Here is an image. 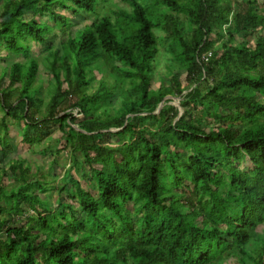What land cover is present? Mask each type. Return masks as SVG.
<instances>
[{
  "label": "trees",
  "instance_id": "obj_1",
  "mask_svg": "<svg viewBox=\"0 0 264 264\" xmlns=\"http://www.w3.org/2000/svg\"><path fill=\"white\" fill-rule=\"evenodd\" d=\"M0 1V46L23 55L0 73V151L6 116L30 144L58 123L72 162L59 185L25 158L0 170V264H264L259 0H124L103 14L108 0ZM69 11L97 18L72 30ZM55 28L66 38L48 48L44 86L31 42ZM161 43L171 78L153 86ZM55 189L68 198L43 196Z\"/></svg>",
  "mask_w": 264,
  "mask_h": 264
},
{
  "label": "rangeland",
  "instance_id": "obj_2",
  "mask_svg": "<svg viewBox=\"0 0 264 264\" xmlns=\"http://www.w3.org/2000/svg\"><path fill=\"white\" fill-rule=\"evenodd\" d=\"M1 2V1H0ZM264 0H259L258 7H261V9L264 7ZM119 6H126V3L124 0H108L105 3H101L98 5L97 11L101 14L107 13L109 11V8H116L115 5ZM69 13L72 15V21L75 24L71 29H78L83 27L85 24L91 23L94 21L97 17L94 13H87L85 11H82L79 14H72L70 11ZM31 13L27 12L25 14V18L31 17ZM37 19H43L45 21H50L48 16H39ZM51 24H53L52 21H50ZM263 30L257 29L253 32H249V35H247L248 43L253 45L256 42V39L258 36L262 34ZM214 37V36H213ZM66 38V35L61 33L59 28L54 29V34L47 38L45 43L40 44L35 41L31 42L32 45V51L33 55H36L37 58L40 61V68L37 75V80L44 83V86L48 83V72L44 66L45 56L47 55L48 48L49 47H59L60 42ZM244 36L237 35V40H242ZM219 43V42H218ZM160 52L157 56V61L155 63V70L153 73V79L151 80V84L153 86H158L161 84V80L165 83L170 82L171 74L168 73V66L171 64L170 56H167V54L164 51V46L162 43L159 45ZM16 59H23V55H16L11 52H9L4 47L0 46V73L2 72L3 68L6 65H10L13 61ZM175 72L177 76H179V79H184L185 75H183V72L181 70L175 69ZM100 75L97 74V80L99 79ZM6 81H8V78H5ZM98 86L97 81H93L92 86L90 88V92L94 91ZM43 94H45V89L43 90ZM262 99V96H259ZM116 98V95L113 96V99ZM168 103L174 104L179 107L180 111L182 112L184 110L183 107L180 105V97L178 96H167ZM165 98V99H166ZM70 112H73L76 114V109H70ZM4 111L0 107V122L2 117L4 116ZM6 122L8 124V133L7 137L9 140V145L6 147L7 152L6 154H2L0 151V170L6 169L8 166V163L12 159L17 158H25L28 160L31 171L36 172L39 174V176H45L46 179L51 180L52 183H55L56 185L61 184V178L64 175V172L68 168H72L71 164V154L68 149L63 148L64 147V138L61 137L62 133L58 129V123H51L49 124V130L46 132L47 135L41 143L38 144H30L22 141V129H23V123L17 122L11 117L6 116ZM209 121H211L210 125H214V119L208 118ZM147 123L152 122V119H148L146 121ZM115 130V129H113ZM239 164L240 168L248 170L249 168L253 167L252 162L248 159L246 156L242 162H236ZM72 174H74L76 177H81L79 171H75L74 169L71 170ZM42 178V177H41ZM4 182L6 184L11 183L10 177H5ZM81 182L83 186L91 191H93L94 194L97 193V190L89 185L88 181L85 179H81ZM68 187V192L72 193L73 188ZM44 197L49 198L53 203L56 202L57 196L63 199H67V192H62L61 194H58L56 189L51 190L45 194H43ZM184 210V209H182ZM262 226H259L258 229H261ZM2 236V234H1ZM223 264H239V260L236 257L227 259L223 262Z\"/></svg>",
  "mask_w": 264,
  "mask_h": 264
},
{
  "label": "water",
  "instance_id": "obj_3",
  "mask_svg": "<svg viewBox=\"0 0 264 264\" xmlns=\"http://www.w3.org/2000/svg\"><path fill=\"white\" fill-rule=\"evenodd\" d=\"M164 104V102L162 101L161 103H160V105L158 106V110L162 107V105ZM78 127V126H77Z\"/></svg>",
  "mask_w": 264,
  "mask_h": 264
}]
</instances>
